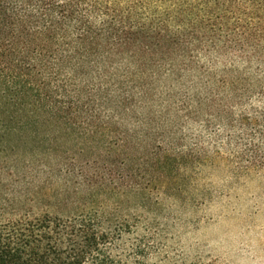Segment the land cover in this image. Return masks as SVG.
Instances as JSON below:
<instances>
[{
    "label": "trees",
    "instance_id": "1",
    "mask_svg": "<svg viewBox=\"0 0 264 264\" xmlns=\"http://www.w3.org/2000/svg\"><path fill=\"white\" fill-rule=\"evenodd\" d=\"M151 1L0 0V264H128L126 246L140 260L121 212L207 164L190 123L263 165L264 0H199L189 23ZM57 179L81 212L35 214Z\"/></svg>",
    "mask_w": 264,
    "mask_h": 264
},
{
    "label": "rangeland",
    "instance_id": "2",
    "mask_svg": "<svg viewBox=\"0 0 264 264\" xmlns=\"http://www.w3.org/2000/svg\"><path fill=\"white\" fill-rule=\"evenodd\" d=\"M150 7L156 13L182 10L188 23L202 9L199 0H154ZM225 66L227 60L219 59L217 70ZM253 103L264 108L260 100ZM243 111L235 107L236 119ZM184 132L185 147L196 146V138H202L199 148L209 161L182 172L177 182L169 183L171 194L152 198L147 210L137 208L138 198L122 210L123 218L139 222L138 235L127 236L125 243L146 238L147 252L140 260L126 246L128 264H264V142L256 143L263 165L247 171L244 145H229L225 139L216 142L215 128L209 131L199 123L188 124ZM224 133L247 138L246 130L238 128ZM53 190L51 200L33 205L35 214L73 216L81 212L73 202V187L57 179Z\"/></svg>",
    "mask_w": 264,
    "mask_h": 264
}]
</instances>
